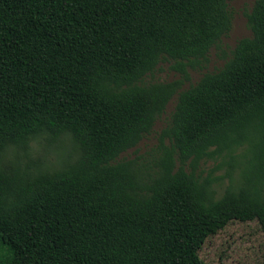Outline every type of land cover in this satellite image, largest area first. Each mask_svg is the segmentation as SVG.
I'll return each instance as SVG.
<instances>
[{
	"label": "trees",
	"instance_id": "1",
	"mask_svg": "<svg viewBox=\"0 0 264 264\" xmlns=\"http://www.w3.org/2000/svg\"><path fill=\"white\" fill-rule=\"evenodd\" d=\"M245 20L224 55L227 0H0V264H206L227 222L264 235V0ZM162 61L178 78L144 82Z\"/></svg>",
	"mask_w": 264,
	"mask_h": 264
},
{
	"label": "rangeland",
	"instance_id": "2",
	"mask_svg": "<svg viewBox=\"0 0 264 264\" xmlns=\"http://www.w3.org/2000/svg\"><path fill=\"white\" fill-rule=\"evenodd\" d=\"M252 2L253 0H227V8L230 12V27L219 40V47L224 55H228L238 38L250 36L245 14L249 11ZM222 62L223 59L218 56L217 51L213 47L210 48L207 61L201 68L187 69L188 78L181 82L180 88H186L194 83L203 72L214 70ZM178 76L177 72L169 69L168 62L162 61L157 64L151 74H147L143 78V81H170L178 78ZM173 103L174 96L167 101L163 112L155 118L150 132L142 136L135 147L122 152L120 157L131 158L143 154L154 146L156 135L166 124ZM201 166L204 170H210L214 175L222 174L224 170L223 166L215 168V162L212 160H207ZM226 182V178H223L220 184L215 187L216 194L221 192ZM263 248L264 235L256 220H231L205 237L197 251V255L206 264H261ZM1 252L2 249H0V254Z\"/></svg>",
	"mask_w": 264,
	"mask_h": 264
}]
</instances>
